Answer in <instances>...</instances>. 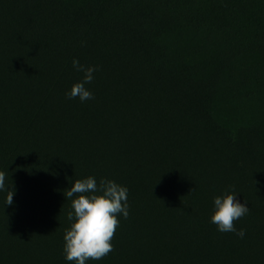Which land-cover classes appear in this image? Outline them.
Listing matches in <instances>:
<instances>
[{"label":"trees","instance_id":"16d2710c","mask_svg":"<svg viewBox=\"0 0 264 264\" xmlns=\"http://www.w3.org/2000/svg\"><path fill=\"white\" fill-rule=\"evenodd\" d=\"M120 1L0 0V264H75L63 251L66 190L88 177L126 187L129 216L117 217L113 251L86 264H264L261 152L208 126L201 102V89L236 92L246 72L228 63L235 42L216 36L229 9L197 21L199 0L142 3L139 16ZM165 15L205 32L197 65L218 66L204 86L166 53L155 63L132 29ZM73 60L97 69L93 99L68 98L84 78ZM226 191L249 207L234 222L243 238L211 222Z\"/></svg>","mask_w":264,"mask_h":264},{"label":"rangeland","instance_id":"374dc122","mask_svg":"<svg viewBox=\"0 0 264 264\" xmlns=\"http://www.w3.org/2000/svg\"><path fill=\"white\" fill-rule=\"evenodd\" d=\"M74 1L95 4L94 0ZM163 1L120 2L135 6L139 16L140 4L155 6ZM221 8H228L229 12L215 15L221 26L216 36L235 42L236 46L232 45L230 49L232 57L228 63L234 64L236 70L244 67L246 72L236 92L227 84H221L209 95L211 88L208 87L201 89L207 93L201 102L207 106L208 126L224 136L234 138L240 144L248 142L256 146L264 160V80L259 78L264 77V0H199L196 20L212 15ZM131 23L132 29L139 26L141 39L152 46L149 53L155 63L166 53L170 67L188 73V76L201 81L203 86L208 76L217 68L215 61L205 66L197 65L201 55L196 46L206 34L188 31L183 18L165 15L161 18L159 28L155 22L149 27H144L140 20ZM176 42L181 45L178 50L175 48ZM171 48L175 49L171 51Z\"/></svg>","mask_w":264,"mask_h":264},{"label":"clouds","instance_id":"9594fccd","mask_svg":"<svg viewBox=\"0 0 264 264\" xmlns=\"http://www.w3.org/2000/svg\"><path fill=\"white\" fill-rule=\"evenodd\" d=\"M73 67L84 73L81 82L75 83L67 94L69 99L79 98L81 102L93 99V94L86 85L93 80L94 67H84L79 61L73 60ZM6 176L0 172V190L5 189ZM194 191V190H193ZM126 187L114 181L101 179L97 186L94 177L75 180L69 190L68 198L72 199L71 211L67 215L69 221H74L64 234V254L67 261L75 264H86V261H99L113 251L111 241L119 226L118 215L126 219L129 216ZM191 194V193H190ZM14 190L7 192L6 204L12 205ZM235 192H225L214 198V214L211 222L221 233L233 232L243 238V229L237 231L234 222L249 212L246 202L236 199Z\"/></svg>","mask_w":264,"mask_h":264}]
</instances>
